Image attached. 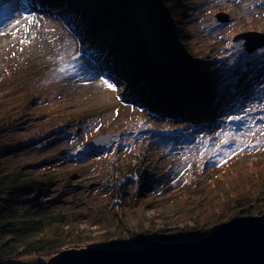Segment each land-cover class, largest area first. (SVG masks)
<instances>
[{
	"label": "rangeland",
	"instance_id": "rangeland-1",
	"mask_svg": "<svg viewBox=\"0 0 264 264\" xmlns=\"http://www.w3.org/2000/svg\"><path fill=\"white\" fill-rule=\"evenodd\" d=\"M179 1L173 31L191 56L196 79L201 75L214 97L211 115L191 122L122 101L124 87L81 51L66 17L74 11V17L85 16L92 0H67L71 7L64 12L52 10L58 0H0V142L7 145L0 168L28 164L53 179L39 196L14 194L19 204L40 200L79 229L99 234L101 229L89 223L112 203L107 175L113 165L137 155L147 165L151 185L144 190L143 213L160 216L156 228L173 229L183 218L174 216L182 190L222 175L235 158L254 160L264 152V46L233 52L244 41L236 43V35L264 33V0ZM218 12L228 13L231 21L217 25ZM146 25L153 57L166 64L156 25ZM100 134L115 135L113 145L90 151L88 141ZM138 195L132 183L124 197ZM145 226L150 229V223ZM134 227L131 221L129 229ZM122 237L131 247L129 234ZM35 260L28 255L13 261Z\"/></svg>",
	"mask_w": 264,
	"mask_h": 264
},
{
	"label": "trees",
	"instance_id": "trees-1",
	"mask_svg": "<svg viewBox=\"0 0 264 264\" xmlns=\"http://www.w3.org/2000/svg\"><path fill=\"white\" fill-rule=\"evenodd\" d=\"M92 3L85 16L74 17V11L66 21L79 39L81 51L100 63L102 74L124 87L122 101L139 103L158 116L189 122L211 115L212 91L202 86L201 75L196 79L191 56L173 31L178 22L179 0H92ZM68 5L67 0H58L52 10L64 12ZM148 22L157 27L166 64L152 55L146 33ZM5 146V142H0V155ZM240 158L243 157L235 158L223 168L222 175L203 186L182 190L174 216L183 218L176 221L173 229L156 228L160 216L147 218L143 213L148 206L143 200L144 190L151 186L145 171L147 165L137 155L126 163L113 165L107 175V183L111 184L110 208L89 223L101 229L95 235L79 229L77 222L67 219L63 212L44 207L40 200L21 205L13 198L17 193L39 196L53 185L50 173L36 172L28 164L0 168V264H24L13 260L28 255L36 256V260L27 264H46L61 250L84 244L141 250L153 241H191L206 236L228 219L262 214L264 152L254 160ZM132 183H137L139 195L126 199ZM131 221H135V227L129 229ZM146 223H150V229ZM124 232L132 240L131 247L122 237Z\"/></svg>",
	"mask_w": 264,
	"mask_h": 264
},
{
	"label": "water",
	"instance_id": "water-1",
	"mask_svg": "<svg viewBox=\"0 0 264 264\" xmlns=\"http://www.w3.org/2000/svg\"><path fill=\"white\" fill-rule=\"evenodd\" d=\"M215 18L217 25L232 19L225 12L216 13ZM242 39L241 47L234 45L233 52L241 48L250 53L264 46V33L251 31L233 38L236 43ZM114 136L97 135L88 141L87 147L92 152L109 148ZM46 264H264V213L228 219L196 240L153 241L141 250L66 248L49 258Z\"/></svg>",
	"mask_w": 264,
	"mask_h": 264
},
{
	"label": "snow or ice",
	"instance_id": "snow-or-ice-1",
	"mask_svg": "<svg viewBox=\"0 0 264 264\" xmlns=\"http://www.w3.org/2000/svg\"><path fill=\"white\" fill-rule=\"evenodd\" d=\"M22 42H23V41H22ZM104 83L107 84L109 88L113 87L111 84H108L107 81H104ZM224 142L226 143L227 141H224Z\"/></svg>",
	"mask_w": 264,
	"mask_h": 264
}]
</instances>
